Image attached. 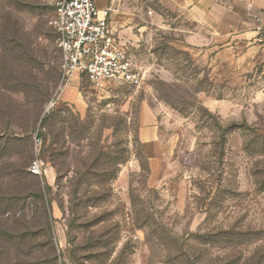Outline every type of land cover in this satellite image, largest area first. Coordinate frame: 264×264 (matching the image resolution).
Wrapping results in <instances>:
<instances>
[{
  "label": "rangeland",
  "instance_id": "374dc122",
  "mask_svg": "<svg viewBox=\"0 0 264 264\" xmlns=\"http://www.w3.org/2000/svg\"><path fill=\"white\" fill-rule=\"evenodd\" d=\"M59 1L0 0V264H264V43L96 0L143 81L95 85L61 71Z\"/></svg>",
  "mask_w": 264,
  "mask_h": 264
},
{
  "label": "built area",
  "instance_id": "2783aa9c",
  "mask_svg": "<svg viewBox=\"0 0 264 264\" xmlns=\"http://www.w3.org/2000/svg\"><path fill=\"white\" fill-rule=\"evenodd\" d=\"M112 7L96 0H60L51 25L57 32L61 71L65 76L84 75L95 85L111 82L137 86L143 81L139 63L112 28ZM258 40L264 43V25ZM51 102V107L54 105ZM33 174L43 173V162L30 165Z\"/></svg>",
  "mask_w": 264,
  "mask_h": 264
},
{
  "label": "crops",
  "instance_id": "0c3cea01",
  "mask_svg": "<svg viewBox=\"0 0 264 264\" xmlns=\"http://www.w3.org/2000/svg\"><path fill=\"white\" fill-rule=\"evenodd\" d=\"M109 4L101 5V7ZM169 9L182 16L186 25H196L199 33L190 37L197 43L203 37L200 31L208 30L213 34L211 40L226 44L230 36L240 38L253 33L255 38L259 32L253 30L259 21H264V2L262 0H167ZM113 14L111 17L112 28ZM264 25V24H263ZM117 33V31H116ZM196 38L193 41L192 38Z\"/></svg>",
  "mask_w": 264,
  "mask_h": 264
},
{
  "label": "trees",
  "instance_id": "16d2710c",
  "mask_svg": "<svg viewBox=\"0 0 264 264\" xmlns=\"http://www.w3.org/2000/svg\"><path fill=\"white\" fill-rule=\"evenodd\" d=\"M56 31V30H55ZM56 37H57V32H56ZM102 173V172H101ZM101 173H99V172H96V173H94V172H92L91 170L90 171H88V170H86V171H84L83 173H81L80 175H79V179H78V184L79 185H81L82 183H84V182H87L88 181V176H90V177H92L93 179H98V183L99 184H103V176H104V174H106V173H103V174H101ZM100 186V185H99Z\"/></svg>",
  "mask_w": 264,
  "mask_h": 264
}]
</instances>
